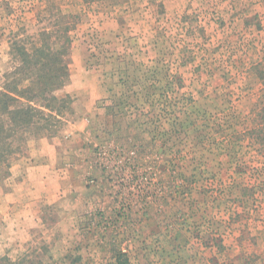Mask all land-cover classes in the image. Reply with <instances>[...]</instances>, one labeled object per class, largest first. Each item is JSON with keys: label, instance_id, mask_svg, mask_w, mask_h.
<instances>
[{"label": "rangeland", "instance_id": "obj_1", "mask_svg": "<svg viewBox=\"0 0 264 264\" xmlns=\"http://www.w3.org/2000/svg\"><path fill=\"white\" fill-rule=\"evenodd\" d=\"M68 30L41 137L83 122L56 144L70 192L11 220V166L41 131L0 115V264H264V0H0V86L36 80L14 40L54 51Z\"/></svg>", "mask_w": 264, "mask_h": 264}, {"label": "trees", "instance_id": "obj_2", "mask_svg": "<svg viewBox=\"0 0 264 264\" xmlns=\"http://www.w3.org/2000/svg\"><path fill=\"white\" fill-rule=\"evenodd\" d=\"M42 39L44 43L41 47L37 43H32L30 48L18 45L16 40L12 42V45L17 47L16 50L24 65L23 75L28 76L29 81L34 77L36 80L27 84H17L12 81L0 86V115L9 117L10 123L18 115L19 120L23 119L25 122V133L30 131L28 127L30 129L32 126H36L41 131L38 133L40 137L49 130V125H52L50 122L58 116L54 107V103L58 101L56 91L61 89L68 79L69 64L67 59L71 47L69 30L59 36L54 51H51V37L46 36ZM50 61L54 63L51 66ZM29 73L31 74L29 75ZM259 114L264 119V105ZM260 125V128L252 130V136L255 135L254 137L257 139L264 140V124ZM13 130L14 128H11L10 124H6L3 119V124H0V134L12 133Z\"/></svg>", "mask_w": 264, "mask_h": 264}, {"label": "crops", "instance_id": "obj_3", "mask_svg": "<svg viewBox=\"0 0 264 264\" xmlns=\"http://www.w3.org/2000/svg\"><path fill=\"white\" fill-rule=\"evenodd\" d=\"M85 129L83 122L78 121L64 129L58 136H45L33 140L28 155L11 166V174L16 175L18 179L10 191L3 192V198L9 202L8 214L13 217L11 219L13 222H34L39 213L37 206L39 201L54 203L65 199L66 193L70 192L67 187L72 184L69 174L73 170H70L65 162L70 157L68 154L70 151L68 148L63 150L61 158L56 144L61 142L69 147L75 143L76 135L83 141ZM62 159H65L64 162Z\"/></svg>", "mask_w": 264, "mask_h": 264}]
</instances>
